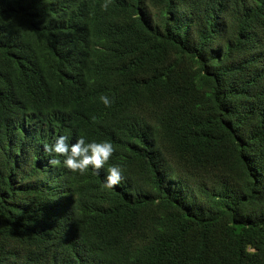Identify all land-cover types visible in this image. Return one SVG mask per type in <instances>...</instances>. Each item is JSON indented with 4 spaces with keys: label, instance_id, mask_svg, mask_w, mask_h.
I'll list each match as a JSON object with an SVG mask.
<instances>
[{
    "label": "trees",
    "instance_id": "obj_1",
    "mask_svg": "<svg viewBox=\"0 0 264 264\" xmlns=\"http://www.w3.org/2000/svg\"><path fill=\"white\" fill-rule=\"evenodd\" d=\"M0 264H264V0H0Z\"/></svg>",
    "mask_w": 264,
    "mask_h": 264
},
{
    "label": "clouds",
    "instance_id": "obj_2",
    "mask_svg": "<svg viewBox=\"0 0 264 264\" xmlns=\"http://www.w3.org/2000/svg\"><path fill=\"white\" fill-rule=\"evenodd\" d=\"M107 107L110 99L106 95L99 97ZM68 137L63 134L57 135L51 145L45 144L44 151L53 154L48 163L52 165L62 164L64 168L73 172L84 174L89 167L97 172L108 162L114 148L110 141L86 140L83 135L76 137L74 142L67 143ZM63 157L62 161L56 157ZM122 180V169L117 164L109 165L101 184L105 189L118 186Z\"/></svg>",
    "mask_w": 264,
    "mask_h": 264
}]
</instances>
